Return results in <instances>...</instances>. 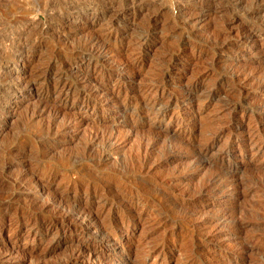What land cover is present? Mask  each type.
I'll list each match as a JSON object with an SVG mask.
<instances>
[{"label":"rangeland","instance_id":"374dc122","mask_svg":"<svg viewBox=\"0 0 264 264\" xmlns=\"http://www.w3.org/2000/svg\"><path fill=\"white\" fill-rule=\"evenodd\" d=\"M112 1L0 0V264H264V0Z\"/></svg>","mask_w":264,"mask_h":264},{"label":"bare ground","instance_id":"6f19581e","mask_svg":"<svg viewBox=\"0 0 264 264\" xmlns=\"http://www.w3.org/2000/svg\"><path fill=\"white\" fill-rule=\"evenodd\" d=\"M5 1V0H4ZM29 1V0H28ZM114 1V0H113ZM112 1V2H113ZM123 1V0H122ZM135 0H127V3L126 4H132L133 2H134ZM220 1V0H219ZM258 0H251V2L252 3H255V2H257ZM262 1V0H261ZM35 2V1H34ZM125 2V1H124ZM217 3H218V1H217ZM244 3V2H243ZM248 3V2H247ZM246 3V4H247ZM35 4V3H34ZM56 4V3H55ZM258 4V3H257ZM125 5V4H124ZM179 5V4H178ZM236 5H237V3H236ZM121 6H122V4H121ZM120 6V7H121ZM126 6V5H125ZM126 8V7H125ZM112 11V10H111ZM113 12V11H112ZM192 13V12H191ZM151 14V13H150ZM150 14H149V16H150ZM208 14V13H207ZM110 15V14H109ZM155 15V14H154ZM198 15H200V14H198ZM153 16V15H152ZM190 16V15H189ZM194 16V15H193ZM192 16V17H193ZM202 16V15H201ZM199 18V17H198ZM194 19V18H193ZM150 20H153V19H150ZM196 20V19H195ZM151 22V21H150ZM149 22V23H150ZM193 23V22H192ZM20 33V32H19ZM248 33H251V32H248ZM247 34V33H246ZM222 35L223 34H221V37H222ZM254 35V34H253ZM252 35V36H253ZM256 35V34H255ZM226 36H228V35H226ZM251 36V35H250ZM217 37V36H216ZM90 38V37H89ZM94 38V37H93ZM228 38V37H227ZM101 39V38H100ZM99 39V37H98V39L96 38V39H93V40H90L88 43H89V45H88V47H90V50H92V51H97V50H101L102 49V47L104 46V43H103V40L101 39L100 40ZM223 39V38H222ZM88 40V39H87ZM220 40V39H219ZM224 40V39H223ZM218 41V40H217ZM222 41V40H221ZM19 42H20V40H19ZM84 42V41H83ZM106 42V41H105ZM211 42V41H210ZM223 42V41H222ZM221 42V43H222ZM20 45V44H19ZM24 45V44H23ZM87 46V45H86ZM106 46V45H105ZM21 47V46H20ZM23 47V46H22ZM24 47H25V45H24ZM18 48V47H17ZM77 48V47H76ZM19 49V48H18ZM106 49V48H105ZM78 50V49H77ZM88 50V49H87ZM80 51V50H79ZM81 52V51H80ZM20 53V52H19ZM99 53V52H98ZM101 53V52H100ZM103 53V52H102ZM259 53V52H258ZM74 54V53H73ZM77 54V53H76ZM78 55H79V53H78ZM77 55V56H78ZM84 55V54H83ZM86 55H87V53H86ZM259 55V54H258ZM90 57V56H89ZM213 61V60H212ZM215 61V60H214ZM166 66V65H165ZM243 69H245V68H243ZM59 71V70H58ZM240 71V70H239ZM246 71V70H245ZM7 72V71H6ZM162 72V71H161ZM160 72V73H161ZM242 72H244V71H242ZM248 73H250V72H248ZM63 74V73H62ZM236 74V73H235ZM244 74H246V73H244ZM254 74V73H253ZM256 74V73H255ZM238 75V74H237ZM242 75V74H241ZM240 75V76H241ZM246 75H248V74H246ZM264 75V74H263ZM10 76V75H9ZM8 76V77H9ZM62 76V75H61ZM160 76H161V74H160ZM235 76V75H234ZM244 76V75H243ZM260 76V75H259ZM247 78H248V76H246ZM249 77H251V76H249ZM158 78V77H157ZM245 78V77H244ZM255 78H257V77H255ZM264 78V77H263ZM159 79V78H158ZM241 79V78H240ZM249 79V78H248ZM254 79V78H253ZM258 79V78H257ZM260 79H261V77H260ZM157 80V79H156ZM161 80V79H160ZM159 80V81H160ZM251 80V79H250ZM255 80V79H254ZM252 81V80H251ZM233 82V81H232ZM241 82H243V80L241 81ZM259 82V81H258ZM263 82H264V80H263ZM200 83V82H199ZM244 83V82H243ZM245 84V83H244ZM247 84V83H246ZM16 85V84H15ZM256 85H257V83H256ZM76 86V85H75ZM69 88V87H68ZM14 89V88H13ZM67 89V88H66ZM155 89V88H154ZM67 91V90H66ZM65 91V93H67ZM187 91V90H186ZM15 92V91H14ZM155 92V91H154ZM194 92V91H193ZM15 95V94H14ZM193 96V95H192ZM225 96H226V94H225ZM228 96V95H227ZM226 96V97H227ZM9 97H11V96H9ZM86 97V96H85ZM190 97V96H189ZM194 97V96H193ZM243 97V96H242ZM8 98V97H7ZM6 98V99H7ZM74 98V97H73ZM195 98V97H194ZM228 98V97H227ZM193 99V98H192ZM190 100V99H189ZM241 100V99H240ZM245 100V99H244ZM145 102V101H144ZM152 102V101H151ZM156 102V101H155ZM257 102V101H256ZM150 103V102H149ZM153 104V103H152ZM157 104V103H156ZM262 104V103H261ZM150 105V104H149ZM152 106V105H151ZM150 106V107H151ZM142 107H144V106H142ZM145 108V107H144ZM264 110V109H263ZM158 112V111H157ZM52 116V115H51ZM52 119V118H51ZM52 121V120H51ZM254 122V121H253ZM252 123V122H251ZM250 123V124H251ZM52 125H53V123H52ZM220 125V124H219ZM245 126V125H244ZM253 126V125H252ZM255 126V125H254ZM47 128V127H46ZM49 128V127H48ZM218 128V127H217ZM253 128V127H252ZM45 129V128H44ZM44 129H43V131H44ZM247 129V128H246ZM245 129V130H246ZM47 130V129H46ZM229 130V129H228ZM253 130V129H252ZM244 131V130H243ZM47 133H48V131H46ZM227 132V131H226ZM253 132H257L256 134H255V138H254V143L256 142L259 146L260 145H263L264 146V136L262 135V134H260L259 132H260V129L257 127V128H255L254 127V131ZM228 133V132H227ZM236 133V132H235ZM94 134V133H93ZM92 134V135H93ZM97 134V133H96ZM94 135L93 137H92V140H93V138H99L98 136L99 135ZM99 134V133H98ZM109 134V133H108ZM251 134H253V133H251ZM210 136V135H209ZM236 136V135H235ZM239 136V135H238ZM107 137H109L108 135H107ZM111 137V136H110ZM248 137V136H247ZM254 137V136H253ZM104 139H106V138H104ZM102 140V139H101ZM113 140V139H112ZM213 140V139H212ZM238 140V139H237ZM251 140V139H250ZM108 141V140H107ZM245 141V140H244ZM90 142V141H89ZM88 142V143H89ZM94 142V141H93ZM106 142V141H105ZM239 142H240V140H239ZM245 142H247V141H245ZM92 143V142H91ZM90 143V144H91ZM101 143V142H100ZM104 143V142H103ZM197 143V142H196ZM204 143V142H203ZM253 143V144H254ZM85 144H87V143H85ZM89 144V145H90ZM109 144H111V143H109ZM108 144V145H109ZM141 144V143H140ZM143 145V144H142ZM146 145V144H145ZM153 145H154V143H153ZM203 145V144H202ZM252 145V144H251ZM85 146H87V145H85ZM92 146V145H91ZM106 146V145H105ZM199 146V145H198ZM262 146V147H263ZM144 147V146H143ZM142 147V148H143ZM194 147H195V145H194ZM245 147V146H244ZM88 148V147H87ZM92 148V147H91ZM94 148V147H93ZM92 148V149H93ZM201 148V147H200ZM242 148V147H241ZM92 149L90 150V151H92ZM102 149V148H101ZM104 149V148H103ZM197 149V148H196ZM222 149H223V147H222ZM264 149V148H263ZM199 150V149H198ZM94 151V150H93ZM138 151H140V150H138ZM205 151V150H204ZM86 152V151H85ZM89 152V151H88ZM101 152V151H100ZM199 152V151H198ZM84 153V152H83ZM93 153H95V152H93ZM97 153V152H96ZM95 153V157H97V154ZM194 153V152H193ZM222 153V152H221ZM201 155V154H200ZM203 155V154H202ZM241 155V154H240ZM90 156H92V155H90ZM197 156H199L198 154H197ZM86 157V156H85ZM93 157V156H92ZM94 157V158H95ZM103 157H104V155H103ZM221 157V156H220ZM89 158H91V157H89ZM100 158V157H99ZM200 158H201V156H200ZM204 158V157H203ZM103 159V158H102ZM198 160V159H197ZM96 161V160H95ZM194 161H195V158H194ZM199 161V160H198ZM198 161H196V162H198ZM208 161V160H207ZM100 162V161H99ZM94 163H96V162H94ZM204 160H202L201 159V163H199V164H203L204 165ZM207 163V162H206ZM198 165V164H197ZM196 165V166H197ZM224 169H226V168H224ZM225 171V170H224ZM227 171H229V170H227ZM118 172V171H117ZM213 173V172H212ZM215 174V173H214ZM233 174V173H232ZM219 175V174H218ZM210 178H211V176H209ZM215 177V176H214ZM231 178V177H230ZM234 179V178H233ZM229 180V179H228ZM204 181H205V179H204ZM211 181V180H210ZM209 181V182H210ZM222 181V180H221ZM264 183V182H263ZM40 184V183H39ZM203 185V184H202ZM218 185V184H217ZM201 186V185H200ZM86 187V186H85ZM102 187V186H101ZM215 187H216V185H215ZM41 188V190H42V187H40ZM45 188V187H44ZM114 188V187H113ZM200 188V187H199ZM214 188V187H213ZM233 188V187H232ZM109 189H112L111 187H109ZM237 189V188H236ZM44 190V189H43ZM99 190H101V189H99ZM104 190V189H103ZM199 190V189H198ZM197 190V191H198ZM211 190V189H210ZM205 191V190H204ZM239 191V190H238ZM97 192H99V191H97ZM108 192H110V191H108ZM108 192H106V193H108ZM185 192V191H184ZM183 192V193H184ZM194 193H195V191H193ZM91 193H92V191H91ZM104 193H105V190H104ZM105 193V194H106ZM116 193V192H115ZM191 193H192V190H191ZM93 194V193H92ZM102 194V193H101ZM118 194V193H117ZM188 194H190V192L188 193ZM222 194V193H221ZM221 194H219V195H221ZM111 195V194H110ZM114 195V194H113ZM138 195V194H137ZM187 195V194H186ZM192 195H193V193H192ZM234 195V194H233ZM97 196V195H96ZM117 196H119V195H117ZM116 196V197H117ZM175 196V195H174ZM191 196V195H190ZM230 196H232V194L230 195ZM240 196V195H239ZM100 197H102V195L100 196L99 195V197L98 198H100ZM110 197V196H109ZM108 197V198H109ZM113 197V196H112ZM137 197V196H136ZM182 197V196H181ZM241 197V196H240ZM111 198V197H110ZM106 199V198H105ZM117 199V198H116ZM120 199V198H119ZM55 200V199H54ZM63 199H61V201H62ZM121 200V199H120ZM144 200V199H143ZM235 200V199H234ZM64 201V200H63ZM105 201V200H104ZM138 201V200H137ZM58 202V199H57V201H56V203ZM65 202V201H64ZM234 202V201H233ZM53 203H54V201H49V204H52L53 205ZM60 204H61V202H59ZM69 203H70V201H69ZM73 203V202H72ZM71 203V204H72ZM124 203V202H123ZM127 204V203H126ZM126 204H124V205H126ZM52 205H50V206H52ZM55 205V204H54ZM57 205V204H56ZM59 205V204H58ZM69 205V204H68ZM73 205V204H72ZM72 205H70V206H72ZM128 205V204H127ZM47 206V205H46ZM61 206V205H60ZM64 206V205H63ZM78 206V205H77ZM121 206H123V205H121ZM229 207V206H228ZM62 208V207H61ZM67 208H70V207H67ZM72 208L73 207H71L70 208V210H69V212L68 213H66L67 215L65 216L66 218H69V217H72L73 219H71V220H74L75 221V223L73 224V225H71V226H67V227H65L66 228V230L67 231H69V232H71L72 230H74V228H77L78 229V227H81V225H89V224H91V223H93V221L95 220H97L96 219V215H98L97 214V212H91L90 210H88L87 208H81V209H78V208H76V209H73L72 210ZM102 208V207H101ZM259 208V207H258ZM261 208V207H260ZM263 208V207H262ZM132 209V208H131ZM227 209V208H226ZM230 209V208H229ZM233 209V208H232ZM181 210V209H180ZM93 211V210H92ZM95 211V210H94ZM97 211H98V209H97ZM128 211V210H127ZM130 211V210H129ZM263 211V210H262ZM64 212V211H63ZM62 212V214H64ZM184 212V211H183ZM239 212H240V210H239ZM250 212V211H249ZM99 213H100V211H99ZM123 213V212H122ZM219 213V212H218ZM217 213V214H218ZM225 213V212H224ZM224 213L220 216V218H223V216H224ZM189 214V213H188ZM240 214V213H239ZM244 214V213H243ZM247 214H248V212H247ZM5 215H6V211H3L2 213H0V219H3L4 217H5ZM124 215V214H123ZM227 215V214H226ZM249 215V214H248ZM125 216V215H124ZM218 216V215H217ZM250 216H251V214H250ZM264 216V215H263ZM28 217V216H27ZM235 217V216H234ZM239 217V216H238ZM241 217H242V215H241ZM245 217V216H244ZM248 217V216H247ZM65 218V219H66ZM112 218V217H111ZM250 218V217H249ZM129 219V218H128ZM179 219V218H178ZM195 219V218H194ZM200 219V218H199ZM203 219V218H202ZM210 219V218H209ZM212 219H214V218H212ZM253 219H255V218H253ZM70 220V219H69ZM109 220V219H108ZM123 220V219H122ZM223 220V219H222ZM233 220V219H232ZM249 220V219H248ZM51 221V220H50ZM214 221V220H213ZM217 221V220H216ZM218 221H220V220H218ZM264 221V220H263ZM191 222H192V220H191ZM195 222V221H194ZM215 222V221H214ZM223 222V221H222ZM245 222V221H244ZM30 223H32V231L34 232V234H37V235H43V234H45L46 233V231L49 229V222L47 221V220H43V219H40V218H37V217H35V218H33L32 217V219H30ZM53 223V222H52ZM109 223V222H108ZM180 223V222H179ZM197 223V222H196ZM204 223V222H203ZM213 223V222H212ZM100 224V223H99ZM191 224V223H190ZM193 224V223H192ZM233 224L235 225V229H237L238 230V228H240L239 227V225H240V222L237 220V219H234V221H233ZM245 224V223H244ZM95 225V224H94ZM207 225V224H206ZM205 225V226H206ZM192 226V225H191ZM210 226H211V224H210ZM220 226H221V224H220ZM244 226V225H243ZM242 226V227H243ZM246 226V225H245ZM252 226V225H251ZM250 226V227H251ZM263 226V225H262ZM85 227V226H84ZM95 228H96V232L98 233V234H100V235H104V233H106L105 232V228H106V226L105 225H95L94 226ZM207 227V226H206ZM214 227H215V225H214ZM232 227V226H231ZM241 227V228H242ZM249 227V228H250ZM65 228H59L60 230H59V232H64V230H65ZM244 228V227H243ZM81 229V228H80ZM108 229V228H107ZM247 229V228H246ZM110 230V229H109ZM195 230V229H194ZM202 230V229H201ZM244 230V229H243ZM91 231L92 232H94L93 231V228L91 229ZM90 231V232H91ZM246 231V230H245ZM251 231V230H250ZM260 231V230H259ZM28 232V231H27ZM89 232V231H88ZM235 232V231H234ZM244 232V231H243ZM242 232V233H243ZM111 233V232H110ZM194 233V232H193ZM202 233V232H201ZM212 233V232H211ZM246 233V232H245ZM91 234V233H90ZM95 234V233H94ZM237 234V233H236ZM240 234V233H239ZM258 234V233H257ZM17 235V234H16ZM106 235H107V233H106ZM115 235V234H114ZM186 235V234H185ZM231 235V234H230ZM93 236V235H92ZM96 236V235H95ZM193 236V235H192ZM98 237V236H97ZM104 237V236H103ZM208 237V236H207ZM230 237V236H229ZM107 240L109 239V241H115V242H117L116 241V238H115V236H113V234L112 235H109L108 234V236H106L105 237ZM103 239V238H102ZM200 239V238H199ZM202 239V238H201ZM207 239V238H206ZM259 239V238H258ZM238 240V239H237ZM242 240V239H241ZM104 241H105V239H104ZM197 241V240H196ZM204 241V240H203ZM211 241V240H210ZM260 241V240H259ZM192 242V241H191ZM247 242V241H246ZM6 244V242H3L2 240L0 241V244L2 245V244ZM188 243V242H187ZM58 244V243H57ZM243 245H244V243H242ZM246 244V243H245ZM263 244V243H262ZM8 245V244H7ZM10 245V244H9ZM185 245V244H184ZM4 246V245H3ZM78 246V245H77ZM161 246V245H160ZM12 247V246H11ZM186 247V246H185ZM244 247V246H243ZM242 247V248H243ZM252 247V246H251ZM77 248V247H76ZM83 248V247H82ZM188 248V247H187ZM78 249V248H77ZM86 249V248H85ZM193 249V248H192ZM218 249V248H217ZM84 250V249H83ZM91 251H89V249L87 248L86 249V251H87V253H90V256H92L93 257V255H92V249H90ZM181 250V249H180ZM252 250V249H251ZM255 250V249H254ZM257 250V249H256ZM79 250H77V252H78ZM128 251V250H127ZM130 251V250H129ZM148 251H149V249H148ZM188 251H189V249H188ZM214 251V250H213ZM249 251V250H248ZM257 251H259V250H257ZM75 252V251H74ZM76 252V253H77ZM82 252V251H81ZM250 252V251H249ZM254 252V251H253ZM75 253V254H76ZM84 253V252H83ZM86 253V254H87ZM163 253V252H162ZM246 253V252H245ZM255 253V252H254ZM97 254V253H96ZM190 254V253H189ZM262 254V253H261ZM74 255V254H73ZM78 255V254H77ZM182 255V254H181ZM191 255V254H190ZM196 255V254H195ZM199 255V254H198ZM197 255V256H198ZM257 255V254H256ZM72 256V255H71ZM87 256H89V255H87ZM246 256V255H245ZM260 256V255H259ZM263 256V255H262ZM75 257V256H74ZM91 257V258H92ZM192 257V256H191ZM72 258V257H71ZM78 258V257H77ZM189 258V257H188ZM201 259V258H200ZM199 259V260H200ZM73 260V259H72ZM177 260V259H176ZM195 260V259H194ZM79 261V260H78ZM198 261V260H197ZM66 262V261H65ZM204 262H206V261H204ZM216 262V261H215ZM184 263V262H183ZM187 263V262H186ZM194 263V262H193ZM261 263V262H260ZM64 264V263H63ZM192 264V263H191ZM202 264V263H201Z\"/></svg>","mask_w":264,"mask_h":264}]
</instances>
